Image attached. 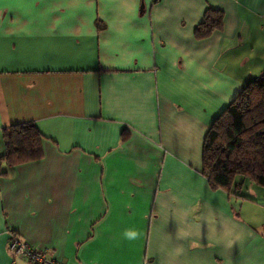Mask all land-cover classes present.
<instances>
[{
    "label": "crops",
    "instance_id": "0c3cea01",
    "mask_svg": "<svg viewBox=\"0 0 264 264\" xmlns=\"http://www.w3.org/2000/svg\"><path fill=\"white\" fill-rule=\"evenodd\" d=\"M208 8L222 25L198 38ZM263 71L264 0H0V155L6 126L44 136L0 165V264H32L12 233L53 264H264V188L201 173Z\"/></svg>",
    "mask_w": 264,
    "mask_h": 264
},
{
    "label": "trees",
    "instance_id": "16d2710c",
    "mask_svg": "<svg viewBox=\"0 0 264 264\" xmlns=\"http://www.w3.org/2000/svg\"><path fill=\"white\" fill-rule=\"evenodd\" d=\"M222 21L221 10L208 8L194 30L195 36L206 37L219 29ZM2 139L4 153L0 155V165L15 167L44 155V136L33 122L4 127ZM3 173L0 170V175ZM201 173L212 189L228 193L240 187L244 179L264 188V71L238 92L207 130Z\"/></svg>",
    "mask_w": 264,
    "mask_h": 264
},
{
    "label": "built area",
    "instance_id": "2783aa9c",
    "mask_svg": "<svg viewBox=\"0 0 264 264\" xmlns=\"http://www.w3.org/2000/svg\"><path fill=\"white\" fill-rule=\"evenodd\" d=\"M8 250L13 259L23 258L32 264H53L44 251L34 250V248L14 233L11 234L10 241L8 242Z\"/></svg>",
    "mask_w": 264,
    "mask_h": 264
},
{
    "label": "rangeland",
    "instance_id": "374dc122",
    "mask_svg": "<svg viewBox=\"0 0 264 264\" xmlns=\"http://www.w3.org/2000/svg\"><path fill=\"white\" fill-rule=\"evenodd\" d=\"M259 203V202H258ZM259 204H263V202L259 203ZM49 258V257H48Z\"/></svg>",
    "mask_w": 264,
    "mask_h": 264
}]
</instances>
